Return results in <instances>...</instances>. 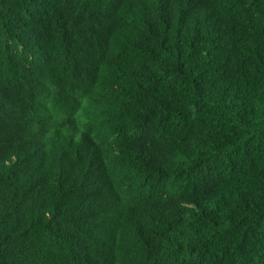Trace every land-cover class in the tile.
I'll return each instance as SVG.
<instances>
[{
    "label": "trees",
    "instance_id": "trees-1",
    "mask_svg": "<svg viewBox=\"0 0 264 264\" xmlns=\"http://www.w3.org/2000/svg\"><path fill=\"white\" fill-rule=\"evenodd\" d=\"M0 264H264V0H0Z\"/></svg>",
    "mask_w": 264,
    "mask_h": 264
},
{
    "label": "bare ground",
    "instance_id": "bare-ground-1",
    "mask_svg": "<svg viewBox=\"0 0 264 264\" xmlns=\"http://www.w3.org/2000/svg\"><path fill=\"white\" fill-rule=\"evenodd\" d=\"M31 152V151H30ZM105 254V253H104Z\"/></svg>",
    "mask_w": 264,
    "mask_h": 264
}]
</instances>
